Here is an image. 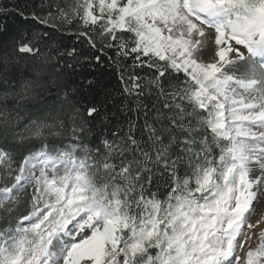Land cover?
Listing matches in <instances>:
<instances>
[{"label": "snow or ice", "instance_id": "6c2138e0", "mask_svg": "<svg viewBox=\"0 0 264 264\" xmlns=\"http://www.w3.org/2000/svg\"><path fill=\"white\" fill-rule=\"evenodd\" d=\"M0 264H264V0H0Z\"/></svg>", "mask_w": 264, "mask_h": 264}, {"label": "trees", "instance_id": "16d2710c", "mask_svg": "<svg viewBox=\"0 0 264 264\" xmlns=\"http://www.w3.org/2000/svg\"><path fill=\"white\" fill-rule=\"evenodd\" d=\"M10 3H19L21 7L27 5L28 11H36L39 13L42 0H10ZM8 23L13 25L17 24L18 17H15L14 15H10L8 17ZM29 26L30 25H26V27ZM49 31L51 32V29H49ZM54 35H56L57 40L62 41L63 45L65 46L70 47L75 43V37L70 33H65L63 35L59 33H54ZM76 46L78 48L82 47V45H76ZM108 55H112V53L109 52ZM101 59L104 61L105 66L102 68H98L95 75L100 80V83L102 85L114 86L117 83L115 79L114 70H110V67L108 66V61L105 59V57L102 56Z\"/></svg>", "mask_w": 264, "mask_h": 264}]
</instances>
